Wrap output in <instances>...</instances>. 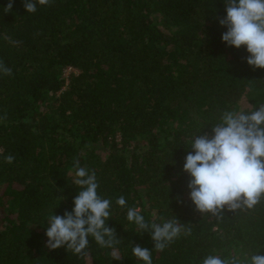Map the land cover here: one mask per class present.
<instances>
[{
    "label": "trees",
    "instance_id": "trees-1",
    "mask_svg": "<svg viewBox=\"0 0 264 264\" xmlns=\"http://www.w3.org/2000/svg\"><path fill=\"white\" fill-rule=\"evenodd\" d=\"M8 2L0 0V62L12 70L0 72V264H144L135 245L152 251V264L264 255V197L251 209L201 214L183 171L194 136L211 137L244 96V112L264 103V68L247 64L246 46L221 40L224 0H51L35 13L13 0L5 13ZM67 67L79 72L64 89ZM74 160L111 201L113 248L92 237L79 255L46 247L47 217L74 207ZM128 208L191 232L157 251Z\"/></svg>",
    "mask_w": 264,
    "mask_h": 264
},
{
    "label": "clouds",
    "instance_id": "clouds-1",
    "mask_svg": "<svg viewBox=\"0 0 264 264\" xmlns=\"http://www.w3.org/2000/svg\"><path fill=\"white\" fill-rule=\"evenodd\" d=\"M50 3L51 0H24V7L27 13H35L38 5ZM224 6L226 15L218 18V22L227 30L221 40L230 47L246 46L247 64L254 70L264 68V0H224ZM12 8L13 0H9L4 12ZM0 72L12 74L3 62ZM6 118L5 115L0 120ZM212 133L211 137L207 133L194 136L184 158L183 171L190 177L187 187L195 210L219 216L225 211L253 208L264 197V103L250 112L225 111L220 122L212 124ZM3 159L11 164L14 156L9 154ZM74 168L72 183L79 189L73 198L74 207L63 215L47 217L46 247L55 250L64 246L67 252L79 255L89 247L88 237H92L101 248H113L120 241L115 229L107 224L111 201L98 195L94 172L81 167L78 160H74ZM116 204L125 207V198L120 196ZM127 220L142 233L150 234L157 251L174 242L182 230L186 234L191 232L178 220L149 223L135 208H128ZM132 254L144 264H152V251L148 248L132 246ZM112 259L122 257L113 251ZM202 264H241V261L209 254ZM249 264H264V255H251Z\"/></svg>",
    "mask_w": 264,
    "mask_h": 264
},
{
    "label": "rangeland",
    "instance_id": "rangeland-1",
    "mask_svg": "<svg viewBox=\"0 0 264 264\" xmlns=\"http://www.w3.org/2000/svg\"><path fill=\"white\" fill-rule=\"evenodd\" d=\"M78 72H79V70H77L76 68H73V67H67L64 69L63 77L66 80L64 89H66L68 87L71 75L78 73ZM240 106H241V111H245L246 109H248L250 107V96H244L240 101Z\"/></svg>",
    "mask_w": 264,
    "mask_h": 264
}]
</instances>
